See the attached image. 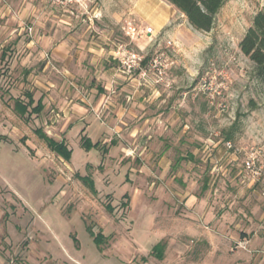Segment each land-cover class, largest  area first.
Wrapping results in <instances>:
<instances>
[{
  "label": "rangeland",
  "instance_id": "374dc122",
  "mask_svg": "<svg viewBox=\"0 0 264 264\" xmlns=\"http://www.w3.org/2000/svg\"><path fill=\"white\" fill-rule=\"evenodd\" d=\"M261 10L227 0L204 31L168 0H0V264H264V80L239 47ZM157 14L161 30L126 33ZM92 88L139 91L135 136L114 140L104 123L88 151L85 127L54 117ZM27 92L58 100L22 115L14 98ZM38 128L70 142L71 160Z\"/></svg>",
  "mask_w": 264,
  "mask_h": 264
},
{
  "label": "crops",
  "instance_id": "0c3cea01",
  "mask_svg": "<svg viewBox=\"0 0 264 264\" xmlns=\"http://www.w3.org/2000/svg\"><path fill=\"white\" fill-rule=\"evenodd\" d=\"M168 18L169 17L167 16V14H157L156 16L147 19V22L149 25L153 27V31L154 30L159 31L165 26V24L168 21ZM33 44H34L33 42H29L27 43V46L32 48ZM91 49L96 50L97 47H93ZM103 50L104 48L102 47L100 51L99 50L97 51L102 53ZM116 52L117 50H115V48H112L109 55L110 57H107V55L102 56V62L105 63V59L107 60V58L117 59L118 57L117 55H115ZM95 57H94V61L97 60L98 58L97 56ZM108 60L110 61V59ZM82 73L86 77L89 76V73L86 72L85 70H83ZM101 73H102L101 78H107V79L114 78L117 75L116 67L113 66L112 68H108L106 66L105 70ZM123 90L124 92L115 89H110L109 91L102 92L99 88H92L90 89V93H85V92L79 93L77 95L79 101L77 102H74V99H72V95L69 94L62 109L64 112L63 115H65V117H62L61 114L59 113L56 114L54 117L58 116L60 117L61 120H67V123H69L72 117L74 116V119L70 122L72 123L70 131H72V128L77 124L78 126H83V128L85 127L84 135L80 137L79 143L81 144V146H82L83 138L84 139L90 138L93 143L96 142L101 143L100 137L103 136L105 132L103 130L99 131L98 129L106 128L104 127V123H108L111 129H114L112 131L114 135L112 138H115L114 140H116L118 136L124 137L126 133L127 135L129 133L131 134V136H135L136 132H139L140 128H138L139 127L138 125H134V123H136L140 113L143 115V110L139 109V106H141V104H138V102L136 101L137 97H140L141 94L137 93L139 91L136 92L134 91V93H132L133 90H129L128 88H124ZM57 100L58 98L53 100V96L51 95L49 97L43 98L45 110L49 108L51 103H56ZM102 108H103L104 118H101L96 114ZM60 119L58 121H60ZM127 123H131V124L128 125ZM123 126H127L126 127L127 131L122 130ZM116 134L118 136H116ZM106 141H103V143H105ZM119 143L121 144L122 141L119 140ZM68 146L69 148H71L70 142ZM116 146H117V141L115 142V144H113V147ZM106 148L108 150V147ZM121 148L123 149L122 144H121ZM180 157H184V156L182 155ZM123 160L124 159H122V161ZM93 179L96 184V179L95 178Z\"/></svg>",
  "mask_w": 264,
  "mask_h": 264
},
{
  "label": "trees",
  "instance_id": "16d2710c",
  "mask_svg": "<svg viewBox=\"0 0 264 264\" xmlns=\"http://www.w3.org/2000/svg\"><path fill=\"white\" fill-rule=\"evenodd\" d=\"M177 9L184 13L196 29L210 31L215 24V19L227 0H168ZM241 51L250 58L255 64L258 76L264 80V10L259 11L253 19L252 25L247 29L245 35L239 43ZM27 101L21 97L14 98L15 109L22 115L40 113L44 109L42 98L38 101L32 92L26 93ZM38 135L47 143L48 147L61 155L68 161L71 160L73 149L69 148L68 143L47 135L42 128L36 129ZM82 147L86 150L99 148L100 142L93 143L90 138H83ZM107 151V148H105ZM192 156V155H191ZM80 178L88 184L94 193H98L95 181L91 175H80ZM129 194L125 193L124 197ZM127 205V203H124ZM106 208L113 211V206L108 203ZM92 231V229H91ZM95 241L99 244L105 241V235L100 231L95 234ZM161 242L154 246V250L161 248Z\"/></svg>",
  "mask_w": 264,
  "mask_h": 264
},
{
  "label": "built area",
  "instance_id": "2783aa9c",
  "mask_svg": "<svg viewBox=\"0 0 264 264\" xmlns=\"http://www.w3.org/2000/svg\"><path fill=\"white\" fill-rule=\"evenodd\" d=\"M67 2H73L75 0H66ZM126 33L132 38L135 39L137 37H142L144 33H153V27L148 26L145 29H141L139 25L129 22V24L126 27ZM140 57L135 54L131 53V55L128 56L127 59L122 60V62L126 65H128L129 68H133L136 65H140ZM256 157L254 155H250L248 159L246 160V167L258 174V171L256 170ZM262 196L264 198V189L262 190Z\"/></svg>",
  "mask_w": 264,
  "mask_h": 264
}]
</instances>
